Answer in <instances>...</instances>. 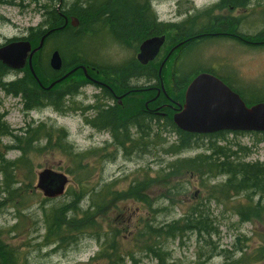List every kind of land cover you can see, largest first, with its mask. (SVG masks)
<instances>
[{
	"label": "rangeland",
	"instance_id": "374dc122",
	"mask_svg": "<svg viewBox=\"0 0 264 264\" xmlns=\"http://www.w3.org/2000/svg\"><path fill=\"white\" fill-rule=\"evenodd\" d=\"M74 1L62 0L58 10L65 11ZM139 1L144 3L146 0ZM150 1L163 24H178L219 2ZM46 3V0H42L34 5L28 1L13 0V4H1L0 47L11 41L28 39L33 41L32 48L37 47L42 37L36 41L31 39V34L48 30L43 17L44 9L39 8ZM57 4L59 5L56 0L49 2L51 7L57 8ZM263 7L264 0H257L245 10L230 15L217 12L216 15L238 18L240 33L255 35L263 25L261 15L257 14ZM250 10L254 12L251 14ZM67 22L69 26H66L72 30L70 22ZM106 37L108 39L107 35H96L86 46L83 42L79 45L73 41L72 44L84 50L85 55L81 54L80 57L100 66L114 67L135 61L137 46L128 41L127 46L107 42L101 47ZM61 44L62 37L53 36L44 43L35 58L38 57L47 68L50 54ZM173 46L167 43L154 63L148 67L152 73L154 68H159V73L163 61L169 55L162 73L160 70L164 99H171V95L167 94L170 88L167 76L175 72V69H178V76L183 77L201 70H210L227 78L247 97L253 94L264 96V47L251 48L227 38L187 47L183 54L178 50L171 52ZM65 59H71L69 53H65ZM147 75L149 73L146 77L132 79V85H149ZM24 76L25 70L9 72L3 82L11 83ZM68 83L69 81L66 82ZM71 83L70 85H74ZM159 93L147 89L137 91L135 96L147 101L152 97L156 98ZM102 102L98 91L92 86H86L69 98L62 112L52 107L26 112L20 98L6 95L0 90V168L7 166L6 162L15 164V183L12 188L18 189L13 195H0V232L4 242L20 253L19 264H109L108 259L102 256L111 255L112 243L115 256L111 260L121 258L119 264H264V256H259L260 249L264 248V212L243 221L238 211L246 206L244 195L211 199L210 188L220 185L225 180L223 176H205L202 179L192 175L166 176V166L169 163L177 159H192L203 153L202 145L206 146L207 140H198L200 148L193 147L177 155L167 154L165 150L175 144L177 139L162 125L158 127L160 134L155 139L156 144L153 139L150 152L125 156L122 151L109 145L106 134L93 129L89 124L92 112L86 108L101 105ZM135 106V103L124 102L122 109L125 115L134 113L137 109ZM41 125L45 127L51 145L57 137L54 132L62 130L67 137L66 142L74 151L84 154L82 165L85 167L83 177L86 178L81 180L82 186L74 181L77 174L73 173L75 166L71 164V159L56 148L48 146L45 137L32 142L30 150L22 154L20 148H24L27 140L33 138V132L27 135L25 131L29 128L34 131ZM14 137L24 138L18 143ZM218 145L228 147L231 151H237L241 147L243 150L237 154V158L247 162H264V140L261 136L228 135ZM45 169L61 173L69 180L64 196L51 202H46L47 199L35 189L37 174ZM137 183L146 186L136 189ZM3 187V175L0 172V192ZM92 188L94 191L105 190L112 193L99 214L88 217L89 224H92L91 220L98 223L102 239L101 236L99 238L84 233L79 235L76 245L64 248L57 245L44 247V213L52 210V214L59 219L58 224L61 222L60 225L65 227L67 233H73L83 225L79 219L73 220L76 216L73 209H86L87 198L82 193ZM256 202L258 199L255 197L253 203ZM261 206L264 207V202ZM191 211L195 216L203 215L208 219V232L189 231L184 237L158 240L159 244L155 245L157 242L149 231L164 228L174 221L183 225V220ZM98 255L102 256L95 258Z\"/></svg>",
	"mask_w": 264,
	"mask_h": 264
},
{
	"label": "trees",
	"instance_id": "16d2710c",
	"mask_svg": "<svg viewBox=\"0 0 264 264\" xmlns=\"http://www.w3.org/2000/svg\"><path fill=\"white\" fill-rule=\"evenodd\" d=\"M21 2L28 1L30 4L38 5L42 0H20ZM53 0H46V4L39 6V8L44 9V22L48 26V30L42 32H35L31 34V39L36 40L50 30L54 32L51 33L45 42L50 38L62 37V44L56 48V51L60 54L62 58V68L60 72L52 71L49 66L45 68L41 60L34 55L32 58V70L36 79L40 82L42 87H47L51 83L63 77L65 74L69 73L71 70L83 65L88 76L93 78L95 81H106L105 79H110L112 75L119 74V78L122 82L121 91L125 92L128 88H123L124 83L128 77H141L146 75L147 68H143L140 65H132L131 63H123L119 66H103L98 63L89 62L80 57L81 54L85 55L84 50L81 47H74V43L80 45V39L82 38V30L86 28L96 29L105 27L104 22H106V27L109 28H124L120 37L121 41L124 42L128 37L126 32H133L138 29L139 34L142 37L148 36H160L162 34L166 35L169 39V44H177L178 47H194L197 44L201 45L204 42L211 41L218 38L230 39L241 45H246L251 48L264 47V7L259 13L263 22L262 28L255 35H243L239 30L238 18H233L231 16H222L221 14L216 15V13L225 12L230 15L234 12L245 10L253 2L257 0H219V2L212 7L205 9L203 11L197 12L195 15L188 17L185 21L175 24H163L157 22V17L154 11L150 7V0H146L144 3H140L139 0H75L70 4L68 8L64 10H58L62 0H56L59 5L57 8L51 7L49 2ZM1 4H13V0H0ZM251 14L254 12L250 10ZM100 14H107V16H101ZM63 18L70 19L75 18L78 20V32L74 35L70 34L67 26H64ZM112 22V23H110ZM69 26V25H68ZM60 28H62L60 30ZM129 34V33H127ZM31 46L34 45L33 41ZM44 42V43H45ZM179 43V44H178ZM180 45V46H179ZM65 53H69L71 59H65ZM165 66V64H164ZM161 69V73L164 69ZM43 67V68H42ZM177 68V66H175ZM159 68H154L153 77L157 82L161 81V77L158 73ZM25 76L22 79L11 83L3 82L5 76L9 73V70L0 63V90H2L6 95L12 97H18L23 103V109L26 112L32 110H38L44 106H50L54 110L62 112L65 110V104L69 101V98L74 97L76 93V86L86 82L84 73L77 69L74 73L69 75L64 81L56 84L51 90H42L39 87V83L30 73L28 67H25ZM178 69L175 72L169 73L167 76V85L170 86L169 93L170 98L174 97V101L178 104L183 102L185 89L189 82L199 73L206 72L219 78L229 89L236 93L241 100L247 105H253L256 103H264V96H257L255 94L250 95L251 97L245 96L240 90L236 89L227 78H224L217 73L210 70H201L194 72L193 74L186 75L185 77L178 76ZM108 72V74L106 73ZM177 72V73H176ZM69 81L68 84L66 82ZM72 82V83H71ZM74 84L76 88H74ZM136 92L127 91V96H135ZM163 99V95H161ZM153 102L157 98L152 97ZM151 100V101H152ZM144 102L138 103L136 107L144 108ZM173 111L168 112L165 117H160L153 115V139L154 144L157 142L155 139L158 137V127H167L171 133H173L178 140L170 147H167L165 153L177 155L182 151H186L193 147H198V140H207V145H202L204 147L203 153L195 156L192 159H181L175 160L166 166V176L170 177L173 174H178L181 177L196 176L200 179L203 177H216L223 176L225 180L217 186H212L210 188L211 199H229L233 197H239L244 195L247 203L242 209L238 211V215L241 220L246 221L250 218H254L257 215H261L264 212V207L261 203L264 202V162H247L245 159L237 158V154L241 153L243 148L237 149V151H231L228 147H222L218 145V142L225 140L228 135L240 136L246 133H228L220 132L212 135L197 136L189 135L179 131L172 122ZM104 112L99 110L97 112V117L90 121L93 127L100 129L104 125V119L106 121L113 120L112 114H106L103 117ZM136 118L138 119L139 127L146 119V116L137 113ZM33 132L32 137L27 140L24 148H20L22 154H25L30 150V144L37 141L41 137H45L48 142V146L56 148L58 151L65 154L71 159V164L75 166L73 173L77 174L74 179L79 185L82 186V179H85V167L82 165V159L84 157L83 153H76L73 147L66 142V134L62 130H57L56 141L51 145L50 137L45 130V127L41 125L36 130H31L29 128L25 133L30 135ZM10 134V133H9ZM40 135V137H38ZM254 136H261L264 140V134H251ZM25 137V136H24ZM22 137V138H24ZM15 140L20 143L22 138L14 137ZM145 137L143 136V139ZM140 139V138H139ZM7 166H2L0 172L3 175V191L1 194H6L7 196L15 194L18 189H13L12 185L15 183L14 180V163L6 162ZM173 175V176H175ZM143 183H137L136 189L145 187ZM132 191V188H131ZM84 197L87 198V206L84 210H79L75 207L74 219H79L83 222V225L76 228L73 233H67L65 227H63L61 222L58 224L59 220L52 214V210L44 213V223L46 227L45 234L43 236L44 247L57 245L60 248L65 246L76 245L79 235L84 233L90 236L99 237L102 234L99 225L96 221L91 220L92 224H89V216L97 215L104 208L108 198L112 195L109 191L98 190L94 191L93 188L82 193ZM257 198L258 202L253 203V198ZM142 198V197H139ZM46 202H51L52 200H45ZM1 207V204H0ZM155 212V211H154ZM183 225H180L178 221H174L171 224L166 225L164 228H155L149 231L150 235H154V240H168L175 239L177 237H184L187 232H208L210 223L207 218L203 215L195 216L191 211L183 220ZM0 232V264H19L20 253L10 244H7L2 239ZM99 240V239H97ZM159 241V242H160ZM155 244L156 246L159 244ZM113 243L111 245L112 253L105 256L98 255L95 258L102 256L108 259L109 264H119L121 258H117L112 261L113 255ZM101 253V251H100ZM260 257L264 256V248L260 249ZM102 254V253H101Z\"/></svg>",
	"mask_w": 264,
	"mask_h": 264
},
{
	"label": "water",
	"instance_id": "95a60500",
	"mask_svg": "<svg viewBox=\"0 0 264 264\" xmlns=\"http://www.w3.org/2000/svg\"><path fill=\"white\" fill-rule=\"evenodd\" d=\"M64 21L66 25L67 19ZM70 26L77 28L78 20L70 18ZM50 32L46 33L33 49L28 41L9 42L0 47V63L11 70H21L27 65L35 77L31 60L34 54L42 49L44 39ZM163 43L164 38H150L144 41L139 47L138 59L146 58L144 63L153 60ZM49 67L55 72L61 70L62 60L57 51L51 54ZM77 68L90 79L84 66ZM77 68L53 82L46 90H51L56 83L66 79ZM178 110L172 121L182 132L196 135L219 132L264 134V103L247 106L220 79L209 73H199L192 79L185 90L183 105H180ZM68 184L69 180L65 175L45 169L37 174L35 189L43 198L52 200L62 197Z\"/></svg>",
	"mask_w": 264,
	"mask_h": 264
},
{
	"label": "flooded vegetation",
	"instance_id": "af4514ba",
	"mask_svg": "<svg viewBox=\"0 0 264 264\" xmlns=\"http://www.w3.org/2000/svg\"><path fill=\"white\" fill-rule=\"evenodd\" d=\"M100 15L103 16L104 14H100ZM104 16H107V14H105ZM67 21L70 22L69 19H67ZM63 23L65 24L64 18H63ZM104 24H105V27H102V28H96V29L86 28L82 30V33H81L82 38L80 39V45L83 42V45L86 46V44H89V42L91 41L93 37H95L96 35L103 34V35H107L108 39L106 37L105 42L101 44L102 45L101 47H104L105 43L107 42H113V43L121 44V46H127L128 45L127 42L129 41L130 43L138 47V53H139V47L144 41L150 38H164V43L161 45L157 55L155 56L153 60L144 63L146 61V58L138 59L137 57L138 53H137L135 57V61L131 60L127 62V63H131L132 65H140L143 68H147L146 74L149 73L150 75V76L147 75V80L149 82V85H146L143 87L132 85L131 80L135 79L136 77H132V78L128 77L123 86V88H128V90H126L125 92H122L120 90L122 82L119 78V74L112 75L111 76L112 80L105 79L106 81H95L93 78L90 77L91 79L86 78V82L80 85H77L76 86L77 88L74 85V88H76L75 91L77 93L80 88H83L86 86H92L98 91V93L100 94L103 100L101 105H98V106L92 105L86 108L88 111L92 112V118L89 119V124H91L90 121L94 120L97 117L96 115L99 110L104 112L103 117H105L107 113L110 115L111 113H113L111 115L113 118L112 122L106 121L104 119L103 120L104 125H102L100 129L93 127V125L91 124V127L93 129L106 134V136L108 137L110 146L116 147L117 149L122 151L123 155L125 156L131 155L133 153H144L145 154L152 150V143H153L152 117L153 115L165 117L169 111H173L174 112L173 114H175L176 112L179 111L178 110L179 105H183V102L181 104L176 103L173 100L174 97L171 99L160 98V95L164 94L162 91V89L164 88V84L162 81L156 82L155 80H153L152 78L154 77H153L152 71L151 69L148 68L149 66H151L152 63H154V60H156V58L159 56L163 47L166 46L167 43L169 44V39L164 34L160 36L151 35L148 37H145V36L142 37L139 34L138 29H136V31H133V32H130V31L126 32V34L124 35H128V37L125 39L124 42H122L120 37L121 35H123L122 32L124 28L114 27L113 29V28H109L108 26L106 27V22H104ZM67 25H68V22H67ZM67 31L70 34L74 35L78 32V28H72V30L67 29ZM75 31L77 32L72 33ZM45 34H43L41 37H43ZM48 36L45 38V41L48 38ZM73 41L75 42V40ZM122 43H125V44H122ZM186 48L187 47H178L177 44H174L171 52L178 50L180 53L183 54L184 53L183 50ZM168 56L166 58H168ZM22 70H17V71L10 70V72L15 73V72H19ZM143 77H146V75ZM147 89L155 90L156 94H157V91L160 92L158 95H156L157 100L153 102L151 98L144 102V108L141 109L135 106V108L137 109L134 110L135 111L134 113L131 112V113H128V115H125V111L122 109V105L124 104V102L126 104L135 103L136 105H138V103H142V100L136 98V96L134 98H131V96L126 97L125 95L127 91L137 92V91H144ZM138 112L146 116V119L145 120L143 119L144 122L142 123L140 127L138 125V119L136 118ZM86 121L88 122V119ZM183 133L189 134V135H195V134H190L186 132H183ZM143 136L145 137L144 139H143ZM176 139L178 140L177 137Z\"/></svg>",
	"mask_w": 264,
	"mask_h": 264
}]
</instances>
